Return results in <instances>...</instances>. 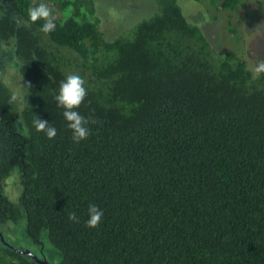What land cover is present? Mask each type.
<instances>
[{
	"label": "trees",
	"instance_id": "16d2710c",
	"mask_svg": "<svg viewBox=\"0 0 264 264\" xmlns=\"http://www.w3.org/2000/svg\"><path fill=\"white\" fill-rule=\"evenodd\" d=\"M5 1L0 42L31 86L12 101L0 80V227L23 218L39 248L46 234L55 264H264V73L216 53L179 0H155L112 40L95 0ZM204 1L230 17L246 6ZM39 3L52 10L47 34L28 17ZM69 73L88 90L74 110L96 120L79 143L54 100ZM35 115L55 138L35 130ZM89 204L104 213L96 228ZM3 238L10 264H38Z\"/></svg>",
	"mask_w": 264,
	"mask_h": 264
},
{
	"label": "rangeland",
	"instance_id": "374dc122",
	"mask_svg": "<svg viewBox=\"0 0 264 264\" xmlns=\"http://www.w3.org/2000/svg\"><path fill=\"white\" fill-rule=\"evenodd\" d=\"M95 1L101 5L103 11L100 12L103 21L102 30L107 40H112L128 31L132 24L149 16L156 8L155 0ZM179 4L186 18L201 27L216 53H237L246 61L251 71L258 60H264V0H246L241 15L239 13L232 17L219 13L217 6H210L204 0L198 2L179 0ZM0 6L7 7V2L0 0ZM19 67L20 63L14 54L13 46L0 42V80L15 96L20 94L19 91L23 90L24 86ZM18 131L25 133L21 126ZM11 182L9 180L7 183L8 189L6 190L5 187V193L9 200L18 203L21 187L19 181L18 186ZM0 233L6 238V243L18 252L31 253L37 258L50 262L58 259L57 251L48 243L46 234L43 235L45 242L42 248L36 246L26 236L23 218L17 223L8 222L1 226ZM0 264H10L9 258L3 253L0 254Z\"/></svg>",
	"mask_w": 264,
	"mask_h": 264
},
{
	"label": "clouds",
	"instance_id": "9594fccd",
	"mask_svg": "<svg viewBox=\"0 0 264 264\" xmlns=\"http://www.w3.org/2000/svg\"><path fill=\"white\" fill-rule=\"evenodd\" d=\"M28 17L32 23L38 20L44 21L41 31L45 34L55 30L54 18L51 8L46 3H39L28 9ZM253 75L259 77L264 73V60H258L253 67ZM85 79L78 73H69L59 83L58 93L54 96V100L58 107L64 109L62 115L68 122L67 127L72 131V139L74 142L79 143L86 139L90 130L89 124H95L96 120L81 115L78 111L79 106L84 102L87 96V88L85 87ZM29 84L23 86L24 89L30 87ZM12 101H16L17 97L13 95ZM34 128L37 132L45 133L48 139H53L57 135V130L54 126H51L47 120L41 119L35 115L33 120ZM88 219L85 224L89 228H96L99 226L103 218V210L98 208L95 204L88 205ZM68 219L73 222H79L75 212L68 214Z\"/></svg>",
	"mask_w": 264,
	"mask_h": 264
},
{
	"label": "water",
	"instance_id": "95a60500",
	"mask_svg": "<svg viewBox=\"0 0 264 264\" xmlns=\"http://www.w3.org/2000/svg\"><path fill=\"white\" fill-rule=\"evenodd\" d=\"M12 249H13V248H12ZM26 253H27V252H26ZM27 254H28V255H31L32 258L36 259L38 264H55V263H50V262H48L47 260L40 261L36 256L32 255L31 253H27Z\"/></svg>",
	"mask_w": 264,
	"mask_h": 264
},
{
	"label": "flooded vegetation",
	"instance_id": "af4514ba",
	"mask_svg": "<svg viewBox=\"0 0 264 264\" xmlns=\"http://www.w3.org/2000/svg\"><path fill=\"white\" fill-rule=\"evenodd\" d=\"M33 255V254H32ZM29 256H31V255H29ZM32 257V256H31ZM34 259V258H33ZM40 261H43L44 259H40V258H38ZM36 262H37V260L36 259H34ZM48 262H50V261H48ZM55 261H52V262H50V263H54Z\"/></svg>",
	"mask_w": 264,
	"mask_h": 264
}]
</instances>
